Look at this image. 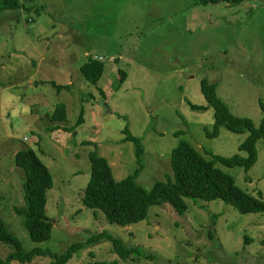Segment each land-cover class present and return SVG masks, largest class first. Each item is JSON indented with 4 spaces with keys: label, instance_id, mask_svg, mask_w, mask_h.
<instances>
[{
    "label": "rangeland",
    "instance_id": "rangeland-1",
    "mask_svg": "<svg viewBox=\"0 0 264 264\" xmlns=\"http://www.w3.org/2000/svg\"><path fill=\"white\" fill-rule=\"evenodd\" d=\"M198 1L22 0V9L0 15V217L27 252L60 256L106 231L125 248L141 251V258L123 261L103 239L67 264H264V213L241 214L222 200L186 199L184 215L164 204L151 207L146 220L122 227L82 202L91 152L108 160L118 180L139 167L135 143L123 140L126 127L144 145L137 183L148 191L174 176L172 153L183 140L207 160L248 157L240 151L248 131L223 126L218 136H207L215 109L193 110L189 102L208 105L201 91L205 79L218 86L234 114L261 123L264 0ZM89 58L105 66L97 85L80 76ZM49 82L70 89L58 91ZM58 104L67 107V119L56 122ZM56 124L59 129L50 128ZM30 148L54 177L47 209L53 237L43 243L32 241L14 212L26 206V174L14 157ZM257 152L251 170L217 167L264 201V139ZM11 252L0 243L1 259ZM54 262L38 257L32 264Z\"/></svg>",
    "mask_w": 264,
    "mask_h": 264
},
{
    "label": "trees",
    "instance_id": "trees-1",
    "mask_svg": "<svg viewBox=\"0 0 264 264\" xmlns=\"http://www.w3.org/2000/svg\"><path fill=\"white\" fill-rule=\"evenodd\" d=\"M207 4L214 0H199ZM198 1V2H199ZM216 1V0H215ZM22 0H0V15L6 11L22 9ZM105 66L102 62L92 58L80 68V76L90 84L97 85L104 74ZM121 83L127 78L126 73L119 71ZM51 83L58 91L70 89L69 85ZM201 91L208 105H197L189 102L193 110H205L208 107L215 109V127L213 131L206 129L207 136L220 134L223 126L235 133L249 132L246 140L240 145V151L246 152L248 157L235 155L232 158L212 155L207 160L187 140L174 148L172 153L173 177L165 181H157L151 190H146L137 183V178L143 169L141 158L144 154V145L141 138L133 135L126 127L124 141H132L136 145V157L139 167L133 174L123 180L116 179L107 159L98 155L97 151L89 154L91 163V177L84 189L83 205L91 210L101 211L109 223L125 227L140 223L148 218L151 207L168 204L179 214L184 215L189 210L186 199L213 202L224 201L233 206L241 214L264 213L262 195H251L242 190L234 177L217 167L218 163L229 168L242 167L251 170L257 163V141L264 139V103H260L263 119L259 125L251 117L239 116L218 94V86L210 84L207 80L201 81ZM100 93L105 96L104 91ZM84 110L81 111L77 124L83 119ZM67 119V107L58 104L53 111V120ZM59 129V125L50 127ZM1 155V154H0ZM15 164L26 174L24 182L25 207H14V212L24 219V224L33 242L43 243L52 239L54 225L48 215V195L54 188V177L48 165L42 160L35 149H22L15 154ZM1 173V171H0ZM1 199V197H0ZM107 239L112 243V251L123 261H128L136 254L141 258L142 253L136 249L125 248L123 241L112 234L103 231L91 235L84 243H76L63 255H55L51 251L36 249L27 252L19 237L13 234L5 221L0 217V243L8 246L12 252L0 264H32L38 257H51L53 264H67L75 253L86 245L101 242ZM89 264H120L119 262Z\"/></svg>",
    "mask_w": 264,
    "mask_h": 264
},
{
    "label": "built area",
    "instance_id": "built-area-1",
    "mask_svg": "<svg viewBox=\"0 0 264 264\" xmlns=\"http://www.w3.org/2000/svg\"><path fill=\"white\" fill-rule=\"evenodd\" d=\"M96 59H97V58H95V61H97Z\"/></svg>",
    "mask_w": 264,
    "mask_h": 264
}]
</instances>
